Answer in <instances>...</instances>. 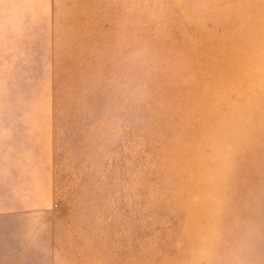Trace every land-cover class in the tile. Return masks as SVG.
Masks as SVG:
<instances>
[{"label": "rangeland", "instance_id": "rangeland-1", "mask_svg": "<svg viewBox=\"0 0 264 264\" xmlns=\"http://www.w3.org/2000/svg\"><path fill=\"white\" fill-rule=\"evenodd\" d=\"M120 253L264 264V0H0V264Z\"/></svg>", "mask_w": 264, "mask_h": 264}, {"label": "crops", "instance_id": "crops-1", "mask_svg": "<svg viewBox=\"0 0 264 264\" xmlns=\"http://www.w3.org/2000/svg\"><path fill=\"white\" fill-rule=\"evenodd\" d=\"M75 222V224L76 225H78V222L77 221H75V220H72V224ZM107 223V222H106ZM92 239L94 240V241H99V239H100V235L99 236H97V238H95V237H92ZM94 244H95V242H93ZM99 248V247H98ZM78 255V257L80 256V257H85L86 255L87 256H92V257H96V256H98V257H100V255H101V252L99 251V249H97V250H93V252L92 253H90V252H88L87 254L85 253V251L84 252H82V253H78L77 254ZM53 256H54V254H53V252H50V254H48V257H50L51 259L53 258ZM117 263L118 264H126V260H122V253H120V258H118L117 259Z\"/></svg>", "mask_w": 264, "mask_h": 264}]
</instances>
